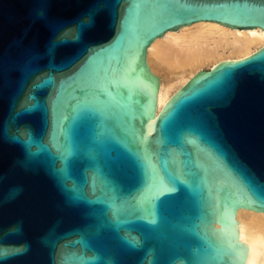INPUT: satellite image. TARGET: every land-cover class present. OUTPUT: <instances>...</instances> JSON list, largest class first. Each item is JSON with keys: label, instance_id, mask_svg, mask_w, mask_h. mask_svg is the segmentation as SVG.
Returning a JSON list of instances; mask_svg holds the SVG:
<instances>
[{"label": "water", "instance_id": "1", "mask_svg": "<svg viewBox=\"0 0 264 264\" xmlns=\"http://www.w3.org/2000/svg\"><path fill=\"white\" fill-rule=\"evenodd\" d=\"M201 21L264 31V0H0V264H245L264 46L154 117L147 49Z\"/></svg>", "mask_w": 264, "mask_h": 264}, {"label": "bare ground", "instance_id": "2", "mask_svg": "<svg viewBox=\"0 0 264 264\" xmlns=\"http://www.w3.org/2000/svg\"><path fill=\"white\" fill-rule=\"evenodd\" d=\"M263 46L264 31L259 28L237 30L205 21L155 39L146 52L149 70L159 78L154 117L203 67L246 58ZM235 221L239 223L238 240L248 249L245 264H264V213L238 209Z\"/></svg>", "mask_w": 264, "mask_h": 264}, {"label": "rangeland", "instance_id": "3", "mask_svg": "<svg viewBox=\"0 0 264 264\" xmlns=\"http://www.w3.org/2000/svg\"><path fill=\"white\" fill-rule=\"evenodd\" d=\"M206 71V70H209V68L208 67H203L200 71ZM199 72V71H198Z\"/></svg>", "mask_w": 264, "mask_h": 264}, {"label": "clouds", "instance_id": "4", "mask_svg": "<svg viewBox=\"0 0 264 264\" xmlns=\"http://www.w3.org/2000/svg\"><path fill=\"white\" fill-rule=\"evenodd\" d=\"M177 264H183V261H178Z\"/></svg>", "mask_w": 264, "mask_h": 264}]
</instances>
